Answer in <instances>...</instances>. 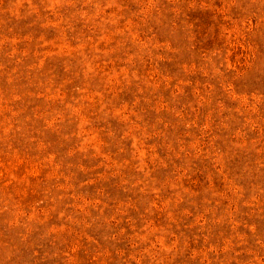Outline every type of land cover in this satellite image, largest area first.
I'll list each match as a JSON object with an SVG mask.
<instances>
[{"label": "rangeland", "instance_id": "rangeland-1", "mask_svg": "<svg viewBox=\"0 0 264 264\" xmlns=\"http://www.w3.org/2000/svg\"><path fill=\"white\" fill-rule=\"evenodd\" d=\"M0 264H264V0H0Z\"/></svg>", "mask_w": 264, "mask_h": 264}]
</instances>
